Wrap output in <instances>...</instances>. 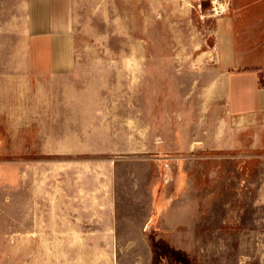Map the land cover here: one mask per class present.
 Masks as SVG:
<instances>
[{
    "label": "rangeland",
    "instance_id": "374dc122",
    "mask_svg": "<svg viewBox=\"0 0 264 264\" xmlns=\"http://www.w3.org/2000/svg\"><path fill=\"white\" fill-rule=\"evenodd\" d=\"M213 1L0 0V264L25 213L48 263L69 216L64 264H264V123L224 125ZM56 22L72 73L38 82L34 25Z\"/></svg>",
    "mask_w": 264,
    "mask_h": 264
},
{
    "label": "crops",
    "instance_id": "0c3cea01",
    "mask_svg": "<svg viewBox=\"0 0 264 264\" xmlns=\"http://www.w3.org/2000/svg\"><path fill=\"white\" fill-rule=\"evenodd\" d=\"M224 24V30L227 32L226 50L220 55L222 67L226 71L223 97L227 118L224 125H227L228 119L238 120L244 127L251 124H263L264 0H232L231 9ZM34 28L44 29L46 32L34 34L32 37L31 44L35 52L30 54L29 76L38 82H43L44 77L50 79L68 77L72 73L70 68L73 66L74 55L61 52L64 37L55 32V29L61 28V26L56 22L38 26L36 24ZM108 218L112 223L111 218L113 217L109 216ZM61 222H65V224L58 223L56 229L52 225L51 230L52 254L60 255V259L48 263L43 260L42 218L39 215L26 213L20 215L18 232L10 231L9 234L6 232L2 234L4 238H8L10 254L16 244L19 247L17 264H64L63 254L69 256L75 247V230L73 229L74 221L70 220L69 216H66L65 221ZM105 227L106 230L102 233L106 237L101 240H108L103 244L111 247L116 226L110 224ZM85 234H90V232H82V235ZM59 236L65 239L61 241L63 244L60 243ZM87 239L83 238L82 245L91 247ZM63 247H65L64 250ZM105 253L108 254L107 250ZM67 262H70L69 259Z\"/></svg>",
    "mask_w": 264,
    "mask_h": 264
},
{
    "label": "built area",
    "instance_id": "2783aa9c",
    "mask_svg": "<svg viewBox=\"0 0 264 264\" xmlns=\"http://www.w3.org/2000/svg\"><path fill=\"white\" fill-rule=\"evenodd\" d=\"M222 2H223V0H215V1H213V5H214L213 9H215L216 7L221 8L222 5H223V4H221Z\"/></svg>",
    "mask_w": 264,
    "mask_h": 264
},
{
    "label": "bare ground",
    "instance_id": "6f19581e",
    "mask_svg": "<svg viewBox=\"0 0 264 264\" xmlns=\"http://www.w3.org/2000/svg\"><path fill=\"white\" fill-rule=\"evenodd\" d=\"M218 10V9H217Z\"/></svg>",
    "mask_w": 264,
    "mask_h": 264
}]
</instances>
